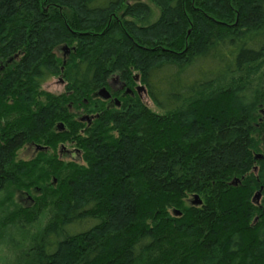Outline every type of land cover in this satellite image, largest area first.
I'll list each match as a JSON object with an SVG mask.
<instances>
[{
    "label": "trees",
    "instance_id": "trees-1",
    "mask_svg": "<svg viewBox=\"0 0 264 264\" xmlns=\"http://www.w3.org/2000/svg\"><path fill=\"white\" fill-rule=\"evenodd\" d=\"M1 66L9 264H264V0H0Z\"/></svg>",
    "mask_w": 264,
    "mask_h": 264
},
{
    "label": "rangeland",
    "instance_id": "rangeland-1",
    "mask_svg": "<svg viewBox=\"0 0 264 264\" xmlns=\"http://www.w3.org/2000/svg\"><path fill=\"white\" fill-rule=\"evenodd\" d=\"M61 56V54H58ZM116 76H112L114 79ZM116 79V78H115ZM135 87H138L135 86ZM42 90L51 93L53 95H59L64 90V84L57 78H51L48 81H46L42 85ZM142 102L147 105L149 109L155 112H159L156 107L154 106L153 102L147 95L146 91H141L137 93ZM107 105V103H106ZM110 104L108 103L107 106ZM264 150V146H263ZM48 152V150H42L38 147H35L33 145H26L24 146L17 154V157L21 160L28 161L33 159L36 155H38L40 152ZM56 154L59 160H62L63 162H80V154L75 152V149L70 145L66 144L65 146H58L56 150ZM35 192H31V196L34 197ZM30 197L27 195L26 191L14 189L12 186H9L5 188V190L0 194V222L3 220L2 218L9 213L10 211L20 208V207H28L33 205ZM32 198V197H31ZM46 219H43L40 224L38 225L41 227L44 225V221ZM1 228H0V234H1ZM13 231H9V234H12ZM12 252L8 247V244L5 242V240L0 239V264H9L12 263Z\"/></svg>",
    "mask_w": 264,
    "mask_h": 264
},
{
    "label": "flooded vegetation",
    "instance_id": "flooded-vegetation-1",
    "mask_svg": "<svg viewBox=\"0 0 264 264\" xmlns=\"http://www.w3.org/2000/svg\"><path fill=\"white\" fill-rule=\"evenodd\" d=\"M3 70V67L1 66L0 67V71ZM116 78V79H115ZM114 79L111 77L109 80H108V88H109V92H110V98L107 99V105L108 103L110 104L109 106H112L113 104H115V106L119 107L120 104H116V101H115V97L112 95V94H119L120 96H123L125 94H131L129 92L128 89L125 88V85L123 83H121L119 80H118V77L116 76Z\"/></svg>",
    "mask_w": 264,
    "mask_h": 264
},
{
    "label": "water",
    "instance_id": "water-1",
    "mask_svg": "<svg viewBox=\"0 0 264 264\" xmlns=\"http://www.w3.org/2000/svg\"><path fill=\"white\" fill-rule=\"evenodd\" d=\"M143 90L145 91V88L143 86L136 87V92L137 93H139V92H141ZM97 94H98V96H100L104 100H107V99L110 98V93L105 88L100 89L97 92ZM115 101H116V104H118V101L117 100H115ZM256 198L259 199V193H257ZM193 204H195V205L201 204V201L199 200L198 196L194 197Z\"/></svg>",
    "mask_w": 264,
    "mask_h": 264
}]
</instances>
